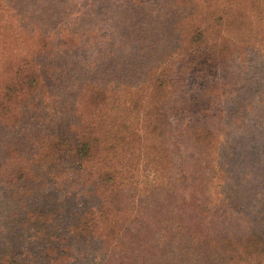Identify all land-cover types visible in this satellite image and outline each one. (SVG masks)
<instances>
[{"label":"trees","instance_id":"1","mask_svg":"<svg viewBox=\"0 0 264 264\" xmlns=\"http://www.w3.org/2000/svg\"><path fill=\"white\" fill-rule=\"evenodd\" d=\"M99 1L0 40V264H216L219 182L264 152V0Z\"/></svg>","mask_w":264,"mask_h":264},{"label":"rangeland","instance_id":"2","mask_svg":"<svg viewBox=\"0 0 264 264\" xmlns=\"http://www.w3.org/2000/svg\"><path fill=\"white\" fill-rule=\"evenodd\" d=\"M71 2H74L76 5H73L75 8L69 9L70 12L66 14L71 15L69 20L75 17L72 11L76 10V13L81 12L82 9H85L92 3V0H0V40L3 42H10L9 50L22 51L24 49V43L17 33H19V31H24L27 23H29L26 21L25 16L33 18L32 13L38 10L37 8H41L44 12L46 8L49 9L54 6L52 10H57L61 9V5L63 7L71 6ZM96 4H104V2L100 0ZM36 16L37 15H34V17ZM87 23L91 24L90 21ZM53 24L55 27L54 29L57 30L56 23L54 22ZM96 42L98 46L104 47L105 42H103V40L100 42L99 39H96ZM255 50H257V47ZM261 51L264 52L262 49ZM112 52L114 57L113 63L116 65V70L125 71L124 63L126 58L118 59L123 57V55L116 51V47L113 48ZM96 55L101 54L99 53ZM100 58L101 57H96L95 60ZM243 59H245V57L241 55L233 61V66H236L235 70H240L242 68L243 71V67H245L243 66ZM59 63L62 62H56L55 66ZM66 63L70 66L77 65L75 59H66ZM103 63L106 64L105 62ZM263 70L264 68H261V72H263ZM238 72H241V70ZM261 72L257 74V78H261ZM262 76L264 75L262 74ZM253 79L252 75L250 81ZM254 87L256 88L253 94L245 99L248 101L247 104L250 102L252 108L250 110L251 114L249 115V125H254V127L251 128L249 126L251 129H247V131L252 132L264 130V94L259 96V92H264V82L261 84V87H258V85H254ZM260 99H262V102ZM254 109H257V111ZM155 128L156 127L151 124L150 127L143 128L139 126L136 129L139 131H156ZM244 130V127L239 128V131ZM227 131L231 130L228 129ZM261 141L262 139L259 138L258 143L261 144L264 150V143ZM254 153H256L255 160L251 161L253 163H251L250 167L243 170L240 168L241 166H239L235 169L238 177L235 178L232 183V188H235L234 192H231L228 197L225 195L227 189L230 187V184L226 182L228 178L225 177L219 182V185H222V190L220 188H217V190L221 193L224 191L225 193H222L223 201L219 204V212L217 207H214L213 211L225 213L231 210L232 206L236 208L233 210L235 212V218L233 217L234 221L232 223L228 217H222L220 219L217 217L218 219H214L212 223L213 225L220 223L219 227L222 228L223 231H228L226 235H221V238L225 241H221L223 247L217 250V255L219 256L217 257L216 264H264V152L257 150ZM249 171H252V173ZM77 176L81 177V172L78 173L74 171V169H69L68 175L66 176L67 179H65L66 182L64 183L63 181L61 187H65L66 185L67 187L75 186L76 182H74V180ZM214 190L215 189H213V191ZM215 196H218L219 200L221 199L220 193H215ZM212 218H214V216ZM228 238L230 240L227 242ZM248 252L252 253V255H249Z\"/></svg>","mask_w":264,"mask_h":264}]
</instances>
